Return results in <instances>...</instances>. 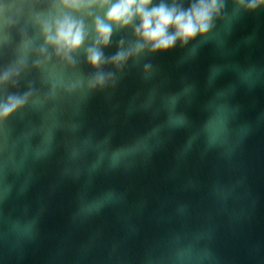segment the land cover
<instances>
[{
  "label": "water",
  "instance_id": "obj_1",
  "mask_svg": "<svg viewBox=\"0 0 264 264\" xmlns=\"http://www.w3.org/2000/svg\"><path fill=\"white\" fill-rule=\"evenodd\" d=\"M51 11L0 0V99L29 94L0 121V264H264V8L95 91L84 49L41 52Z\"/></svg>",
  "mask_w": 264,
  "mask_h": 264
},
{
  "label": "clouds",
  "instance_id": "obj_2",
  "mask_svg": "<svg viewBox=\"0 0 264 264\" xmlns=\"http://www.w3.org/2000/svg\"><path fill=\"white\" fill-rule=\"evenodd\" d=\"M237 11L253 13L264 8V0H231ZM227 0H52V11L39 21L43 39L41 52L49 48L69 64L84 49L85 62L93 70L89 90L115 85L117 71L141 56L165 54L177 46L185 48L197 38H205L224 18ZM131 31V40L120 38L116 51L106 55L113 36ZM89 36L90 45L85 47ZM111 66L113 70H105ZM151 64H145L148 72ZM11 68L0 74V85L13 76ZM28 93L8 94L0 99V121L22 109Z\"/></svg>",
  "mask_w": 264,
  "mask_h": 264
}]
</instances>
